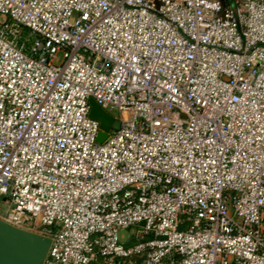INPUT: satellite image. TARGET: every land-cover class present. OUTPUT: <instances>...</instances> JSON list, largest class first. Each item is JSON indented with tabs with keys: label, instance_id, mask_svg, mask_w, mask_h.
<instances>
[{
	"label": "built area",
	"instance_id": "obj_1",
	"mask_svg": "<svg viewBox=\"0 0 264 264\" xmlns=\"http://www.w3.org/2000/svg\"><path fill=\"white\" fill-rule=\"evenodd\" d=\"M0 197L42 264H264V0H0Z\"/></svg>",
	"mask_w": 264,
	"mask_h": 264
},
{
	"label": "water",
	"instance_id": "obj_2",
	"mask_svg": "<svg viewBox=\"0 0 264 264\" xmlns=\"http://www.w3.org/2000/svg\"><path fill=\"white\" fill-rule=\"evenodd\" d=\"M88 118L98 123L95 141L101 143L109 129L116 130L118 122L92 99H88ZM49 239L13 228L0 220V264H42Z\"/></svg>",
	"mask_w": 264,
	"mask_h": 264
},
{
	"label": "rangeland",
	"instance_id": "obj_3",
	"mask_svg": "<svg viewBox=\"0 0 264 264\" xmlns=\"http://www.w3.org/2000/svg\"><path fill=\"white\" fill-rule=\"evenodd\" d=\"M111 115H115V113H114V111L113 112H109ZM6 204V198L5 197H0V212H2L3 210H4V208H5V204ZM127 234V232L126 231H120V232H118V235H123V236H125Z\"/></svg>",
	"mask_w": 264,
	"mask_h": 264
},
{
	"label": "crops",
	"instance_id": "obj_4",
	"mask_svg": "<svg viewBox=\"0 0 264 264\" xmlns=\"http://www.w3.org/2000/svg\"><path fill=\"white\" fill-rule=\"evenodd\" d=\"M237 0H225V3L228 5H233Z\"/></svg>",
	"mask_w": 264,
	"mask_h": 264
}]
</instances>
